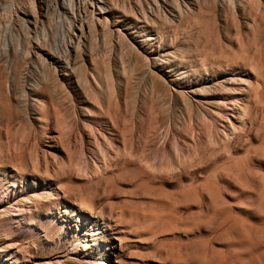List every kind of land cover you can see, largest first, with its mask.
Listing matches in <instances>:
<instances>
[{"label":"rangeland","instance_id":"obj_1","mask_svg":"<svg viewBox=\"0 0 264 264\" xmlns=\"http://www.w3.org/2000/svg\"><path fill=\"white\" fill-rule=\"evenodd\" d=\"M102 1L0 5V264H264V0Z\"/></svg>","mask_w":264,"mask_h":264},{"label":"bare ground","instance_id":"obj_2","mask_svg":"<svg viewBox=\"0 0 264 264\" xmlns=\"http://www.w3.org/2000/svg\"><path fill=\"white\" fill-rule=\"evenodd\" d=\"M14 1H16V4H17V3H20V1H22V0H0V5H6V4L12 3ZM33 1H36V0H30V2L32 4H34ZM37 1H39V3H41L43 0H37ZM102 2H103L102 0H53V4H54L53 6L54 7H58V9L60 8V10L62 11V13H64L65 15H67V13H69L68 15H71V16H68V17L73 18V19H75L77 21H81V23L79 24V27H77V29L79 30V35L78 34L77 35L78 36H83V35H85V31H86V29L88 27L85 28V31H84V28H83L84 25H82V20H83L84 17L82 16L83 14H81V12H84L86 14L87 18H88V16L90 18V16L92 15V13H96V14L98 12L102 13L104 11L103 8H105L104 6H102L103 5ZM51 4L52 3H50V7H51ZM14 5L15 4H13L11 6H14ZM40 6H41V4H40ZM48 6H49V4H48ZM75 25H77V24H75ZM100 264H107V263H106V261L104 259H101Z\"/></svg>","mask_w":264,"mask_h":264}]
</instances>
